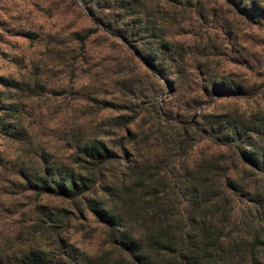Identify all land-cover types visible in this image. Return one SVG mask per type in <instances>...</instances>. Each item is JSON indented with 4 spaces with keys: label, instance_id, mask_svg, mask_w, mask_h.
I'll use <instances>...</instances> for the list:
<instances>
[{
    "label": "clouds",
    "instance_id": "clouds-1",
    "mask_svg": "<svg viewBox=\"0 0 264 264\" xmlns=\"http://www.w3.org/2000/svg\"><path fill=\"white\" fill-rule=\"evenodd\" d=\"M90 2L75 0V10L85 13ZM142 2L151 21L139 41L153 57L147 68L130 56L101 79L93 74L99 69L82 77L89 66L79 61L60 65L65 80L75 68L87 85L82 95L107 90L124 110L98 118L101 108L86 100L45 104L24 116L22 142L5 141L0 196L14 215L0 208V264H20L37 237L51 264H136L121 252L125 236L151 243L162 234L177 249L173 264H264V0ZM35 4L52 6L0 0V36L31 27ZM45 47L55 52L57 45ZM125 74L139 81L134 95L131 86L113 84ZM96 141L110 152L85 163L81 150L91 152ZM21 163L78 185L60 201L71 217L53 211V222L41 225L32 211L38 201L15 208L21 197L4 193L14 191L10 182L23 183L14 174Z\"/></svg>",
    "mask_w": 264,
    "mask_h": 264
},
{
    "label": "rangeland",
    "instance_id": "rangeland-1",
    "mask_svg": "<svg viewBox=\"0 0 264 264\" xmlns=\"http://www.w3.org/2000/svg\"><path fill=\"white\" fill-rule=\"evenodd\" d=\"M43 3L48 4L49 0H43ZM51 4L49 8H41L39 4L34 5L38 15L33 18L31 27L9 30L7 33L9 39L0 36V45L7 46L9 49L6 51L4 47H0V77L14 80L16 84V89L11 92L0 91V107L3 108L0 113H3L5 117L8 116V112L4 110L8 105H14L17 109L16 119L11 124L16 130L0 129V166L5 163L3 161L5 141L11 146L22 142L29 135L28 129L24 127V116L30 109L34 110L45 104L59 107L65 101L70 105L75 100H86L87 103L101 108V111L95 114L98 118H107L108 110H124L123 105L115 104L107 98L110 95L107 90L102 95H82V90L87 85L76 79L75 68L68 73L65 80L64 68L60 65L65 63V58L72 62L67 65L68 67H72L76 61H79L80 64L89 66L81 69L82 77L90 69H99L93 74L101 79H107L117 62L125 65L133 55L122 42L118 44L111 42L110 35L104 30H97L87 11L83 14L77 12L75 0H51ZM53 43L57 45L55 52L45 47V44ZM40 48L44 50L40 51ZM137 61L144 66L140 60L137 59ZM138 82L125 74L123 79L113 81V84L114 86H131L129 91L134 95L133 89ZM105 103L117 108H107ZM117 119H123V117H117ZM46 155L50 154L46 153ZM16 169L14 174L20 181H23L20 171L26 174L39 173L35 169L24 166L23 163L16 166ZM10 183L14 191L5 192L4 195L21 197V201L15 204V208H26L27 204L24 201L35 200L38 203L32 209L34 214L35 208L39 207L47 208L52 213L56 211L65 214L67 211L70 213L69 217L73 215L67 208L60 207V199L47 196L36 197L32 193L27 195L29 192H25L23 183L15 181ZM0 208H3L6 215H14L9 208L4 207L2 196H0ZM2 226L0 223V228ZM38 240L43 245L42 239L38 238ZM100 240H102L101 237ZM93 248L98 250L99 244L94 243Z\"/></svg>",
    "mask_w": 264,
    "mask_h": 264
},
{
    "label": "trees",
    "instance_id": "trees-1",
    "mask_svg": "<svg viewBox=\"0 0 264 264\" xmlns=\"http://www.w3.org/2000/svg\"><path fill=\"white\" fill-rule=\"evenodd\" d=\"M144 8L145 5L142 0H91L87 7V13L94 25L97 21H99L101 25H104L103 28L99 29L104 30L108 35L111 36L117 33L122 35L123 40L121 42L124 46L147 68L149 64H152L153 57L145 54L139 43V41L146 38V24L151 23V21H148L147 19V12L144 13L143 17L141 15V11ZM96 29L98 30V27H96ZM177 42H179V40ZM132 48L136 49V53L131 52ZM141 57H143L142 60L140 59ZM0 86L3 87L5 93L16 89L15 81L4 77H0ZM105 107L110 109L117 108L114 105L106 103ZM1 110H3L2 107H0V111ZM4 110L8 112L9 115L6 117L0 116V129L6 131L16 130V128H12L11 125L16 119V106L8 105ZM213 119L223 121L225 115L217 114ZM95 143L97 147L91 152L87 149L81 150V155L86 157L85 163L92 159H98L104 153L110 152L103 141H96ZM111 155L114 156L115 153H111ZM20 174L23 179L22 186L25 192L32 193L36 197L47 196L60 200L66 199L70 195L71 189L78 186L75 182L71 185L67 182L58 183L52 178L54 170L49 167H44L42 169V174H26L22 171H20ZM81 179H83V177H81ZM153 194L158 195L155 190L153 191ZM35 209V214L39 218V224L43 225L45 222L51 224L55 219L51 210H48L47 208L41 209L39 207H36ZM65 214L68 216L70 213L66 211ZM33 227H35V225H33ZM38 238L39 237L36 239V243L39 246L30 248L25 252L21 258L20 264H51L47 259L49 253L44 250V247L40 244ZM185 239L191 240L192 237L185 236ZM42 241L43 239L41 242ZM60 243L66 245V241H64L63 238H61ZM121 243L123 244L121 252L126 255H133L136 264H173L170 257L175 256L177 253L175 246L170 242L164 241L163 234L161 239L151 243H141L140 241L127 236H125V239L122 240ZM185 259L187 258L185 257ZM188 264H193V262L189 260Z\"/></svg>",
    "mask_w": 264,
    "mask_h": 264
}]
</instances>
